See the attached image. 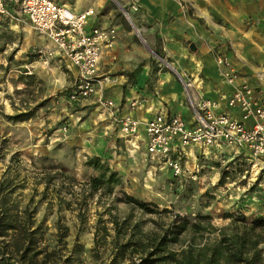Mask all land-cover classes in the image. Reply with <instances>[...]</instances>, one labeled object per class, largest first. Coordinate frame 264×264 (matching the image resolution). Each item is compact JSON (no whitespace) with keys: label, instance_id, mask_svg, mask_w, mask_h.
<instances>
[{"label":"rangeland","instance_id":"rangeland-1","mask_svg":"<svg viewBox=\"0 0 264 264\" xmlns=\"http://www.w3.org/2000/svg\"><path fill=\"white\" fill-rule=\"evenodd\" d=\"M173 1L190 12V0ZM108 2L147 46L132 21L141 0ZM17 24L0 18V218L13 226L0 236V264H135L142 256L137 242L149 246L183 220L203 229L168 249L179 252L192 238L211 245L234 231L264 264V163L243 154L224 162L190 159L173 177L147 157L143 138L135 148L84 113L90 105L68 102L64 88L72 78L57 65L43 68L36 52L46 41L28 22ZM147 51L153 72H170L176 82L173 70L190 74L161 51ZM94 148H103L101 163L120 183L91 194L85 185L98 173L86 162ZM125 195L150 212L126 204ZM27 234L34 245L24 252Z\"/></svg>","mask_w":264,"mask_h":264},{"label":"crops","instance_id":"crops-1","mask_svg":"<svg viewBox=\"0 0 264 264\" xmlns=\"http://www.w3.org/2000/svg\"><path fill=\"white\" fill-rule=\"evenodd\" d=\"M54 1L74 13L93 9L95 14L88 18L86 30L111 27L117 32L113 44L103 49L96 93L82 100L90 105L84 113L89 112L93 120H102L108 134L115 131L119 136L109 115L98 104L100 97L119 104L120 114L127 112V101L145 98L147 101L141 108L130 114L142 123L157 114L190 118L179 83L170 72H153L147 49L161 51L178 69L198 76L203 95L219 101L218 112L239 119L238 112L228 109L223 98L241 84H248L264 95V0H190V12L182 10L173 0H141L132 21L136 30L144 32L147 46L115 18L108 0ZM215 48L217 53L223 52L237 72V80L232 84H227L220 74L214 59ZM139 133V139L143 138V126ZM91 151L95 157L104 152L103 148ZM188 153L196 162L230 161L241 154L224 146L204 152L191 148Z\"/></svg>","mask_w":264,"mask_h":264},{"label":"built area","instance_id":"built-area-1","mask_svg":"<svg viewBox=\"0 0 264 264\" xmlns=\"http://www.w3.org/2000/svg\"><path fill=\"white\" fill-rule=\"evenodd\" d=\"M139 1L131 0V3L134 6ZM92 14L91 9L74 13L54 0H0V18L15 23L26 21L46 40L48 45L36 52L37 62L49 69L57 65L72 78L64 88L70 103L86 100L96 93L103 49L116 39V30L111 27L85 29ZM214 59L224 81L235 82L237 72L228 59L219 54ZM173 72L190 118L157 114L142 123L130 114L141 108L147 101L145 98L127 101V112L120 114L119 104L100 97L98 104L109 115L119 137L137 148L139 128L143 126L145 154L173 177L184 174V165L191 159L188 153L191 148L204 152L224 146L264 163V95L248 84L235 87L223 100L228 109L238 112L239 119H236L217 111L219 101L203 95L198 76Z\"/></svg>","mask_w":264,"mask_h":264},{"label":"trees","instance_id":"trees-1","mask_svg":"<svg viewBox=\"0 0 264 264\" xmlns=\"http://www.w3.org/2000/svg\"><path fill=\"white\" fill-rule=\"evenodd\" d=\"M86 165L98 173L96 177L91 178L87 185H85L91 194L100 187L118 185L120 183L118 174L111 171L107 164L101 163L100 157H91L87 160ZM125 199L126 204H132L141 210L150 212L146 204L137 202L127 195H125ZM241 219L244 222V218ZM0 221V236L4 235L7 230L13 229L11 223L4 222L2 218H0ZM112 223L114 226H117V221L113 220ZM228 228L234 230L232 224ZM201 229L203 228L199 224L193 223L188 225L183 220L179 224L174 225L173 229L164 231L157 241L152 240L151 242L148 239L149 246L141 242L140 245L137 242L138 250L135 251H138L137 253L142 254V256L135 264H262L257 252L251 253L246 240L240 238L234 231L228 235L221 234L222 237L211 245L202 244L199 246L192 238L185 248H179V252L167 248L170 243L176 244L181 242L187 232L199 233ZM120 232L116 230V236H119ZM129 242V238H127L123 247L128 246ZM33 245L34 240L31 234H27L25 242L22 244L24 252H29ZM116 257L117 254L114 259Z\"/></svg>","mask_w":264,"mask_h":264},{"label":"bare ground","instance_id":"bare-ground-1","mask_svg":"<svg viewBox=\"0 0 264 264\" xmlns=\"http://www.w3.org/2000/svg\"><path fill=\"white\" fill-rule=\"evenodd\" d=\"M123 13H124L126 19H127L128 21H130L131 19H130L129 15H128L126 12H123ZM136 31H137V30H136ZM137 33H138V35H139V32H138V31H137Z\"/></svg>","mask_w":264,"mask_h":264}]
</instances>
